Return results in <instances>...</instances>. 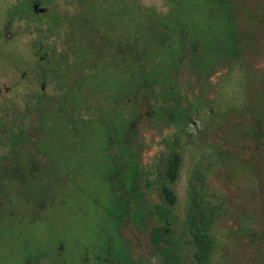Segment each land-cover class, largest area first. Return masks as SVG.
<instances>
[{"label": "rangeland", "instance_id": "1", "mask_svg": "<svg viewBox=\"0 0 264 264\" xmlns=\"http://www.w3.org/2000/svg\"><path fill=\"white\" fill-rule=\"evenodd\" d=\"M195 220L264 264V0H0V264H200Z\"/></svg>", "mask_w": 264, "mask_h": 264}, {"label": "trees", "instance_id": "2", "mask_svg": "<svg viewBox=\"0 0 264 264\" xmlns=\"http://www.w3.org/2000/svg\"><path fill=\"white\" fill-rule=\"evenodd\" d=\"M181 166V156L180 155H174L171 158V162L169 164L168 170H167V177L170 181V183H175L178 175H179V169ZM163 194L166 198V201L169 205H174L176 202V197L173 193V191L170 189L169 186H165L163 189ZM208 225L207 220H201V222H197L195 220L193 226V238L194 242L196 243L199 253L197 254V261L200 264H203L206 261V258L208 254L210 253L211 247H212V241L207 233L204 232V228Z\"/></svg>", "mask_w": 264, "mask_h": 264}, {"label": "flooded vegetation", "instance_id": "3", "mask_svg": "<svg viewBox=\"0 0 264 264\" xmlns=\"http://www.w3.org/2000/svg\"><path fill=\"white\" fill-rule=\"evenodd\" d=\"M14 155H15V154H14ZM43 195H44V192L42 193V196H43ZM39 202H40V203H43L42 200H39ZM38 207H40V206H38ZM33 222L36 223L37 220H34Z\"/></svg>", "mask_w": 264, "mask_h": 264}, {"label": "water", "instance_id": "4", "mask_svg": "<svg viewBox=\"0 0 264 264\" xmlns=\"http://www.w3.org/2000/svg\"><path fill=\"white\" fill-rule=\"evenodd\" d=\"M36 9H38V7H36ZM40 12H43V9H40Z\"/></svg>", "mask_w": 264, "mask_h": 264}]
</instances>
